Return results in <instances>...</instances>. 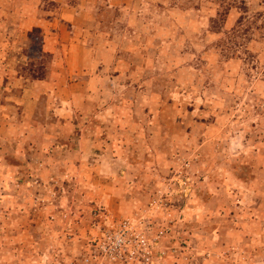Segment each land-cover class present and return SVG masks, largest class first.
Masks as SVG:
<instances>
[{
  "label": "rangeland",
  "instance_id": "1",
  "mask_svg": "<svg viewBox=\"0 0 264 264\" xmlns=\"http://www.w3.org/2000/svg\"><path fill=\"white\" fill-rule=\"evenodd\" d=\"M27 1L112 83L24 98L58 67L0 0V264H264V0Z\"/></svg>",
  "mask_w": 264,
  "mask_h": 264
},
{
  "label": "crops",
  "instance_id": "2",
  "mask_svg": "<svg viewBox=\"0 0 264 264\" xmlns=\"http://www.w3.org/2000/svg\"><path fill=\"white\" fill-rule=\"evenodd\" d=\"M37 1L38 0H36V4H37ZM15 2L17 6L18 5L22 6L21 14L18 17L19 18L18 20H20L21 26L25 27L27 31H29L31 28H34V27L41 29V33L43 34V44L41 47L42 51L45 53H49L51 56H53V59H54L53 61H55V64H56L55 66L58 67L57 69L52 68V73H50V78L48 79H40V80H36L32 82L27 81V85L25 86L24 98H26L27 96L32 97L34 98L32 102L35 103L36 99H38V97H40L41 95H47L48 97H51L52 99L53 96H50L51 94L50 92H52L55 96L59 97L58 92L60 91L61 87L63 89L64 82H63V79L60 78V76L56 73L58 70L62 73L65 72L70 77H72L73 74L78 75V78H76L73 81L72 85H70V91H69V88H66L67 91H69L72 94L71 99L72 100L74 98L77 99L76 102L78 103L80 107H82V103H85L86 106L87 104L90 106H93V104L97 102L96 93H99L100 90L103 89V87L107 88L108 83L110 82V79L108 76L109 74L106 73L107 72L106 69L110 65V63L108 62H110L112 58V55L110 53V47L103 46V48L101 49V53H98L94 50L95 47L89 46L87 44L85 45L84 42L79 41V43L72 45L70 48H66L63 44L64 40L62 37L61 27L58 29L60 31H56L54 28V25L56 24L58 26L60 24L59 23L60 21L58 22L56 21V19L51 18L52 19V22H51L48 20L47 17L43 19L42 17H39V14L37 13L36 10H34V12L32 13H29L30 8L28 9L26 8L27 6L31 4V1L12 0L13 4H15ZM13 6L14 5H12V8ZM26 12H28L29 14H26ZM114 58L115 57H113V63L118 65L116 59ZM113 80L116 82L118 86L120 85L117 78L113 77ZM55 88H57V91H54ZM73 89H76V93H74ZM81 89L89 97L90 99L89 101H86L85 96L83 95V92L81 91ZM36 94H38V96H36ZM43 97L44 96H42L41 98ZM69 104L70 103L60 101V104L58 105L57 109L54 112L53 111L47 112V115H52L56 119L73 117L74 113L73 114L71 113L72 110H70L69 108L66 109V107H69ZM80 113L82 114L83 112H80ZM89 113L91 116L82 114L83 116L82 118L89 117L90 119L93 120L95 116H93L92 113H96V112L91 113L90 111ZM87 127H84V129ZM88 130L95 137H97L98 133L100 132V128L98 127H94V128L89 127ZM79 136L83 138L84 134L81 132ZM90 140H92V145L94 147L90 146V148L85 149L82 146H78L80 150L72 153L73 154L72 160L75 157H77L78 159V155L83 156V153H85L86 151L88 152L90 156H92L91 157V159H93L92 161H95L97 163L98 161L102 159L103 155L100 156L99 154H94L93 152V150L97 148V145L95 142L96 139L93 140L91 138ZM84 143L85 142L81 140V145H83ZM93 155L95 157H93ZM77 165H81V164L78 163ZM251 175H253V172ZM252 180L253 179L251 178L248 182Z\"/></svg>",
  "mask_w": 264,
  "mask_h": 264
}]
</instances>
